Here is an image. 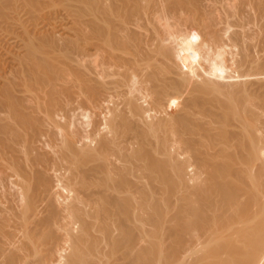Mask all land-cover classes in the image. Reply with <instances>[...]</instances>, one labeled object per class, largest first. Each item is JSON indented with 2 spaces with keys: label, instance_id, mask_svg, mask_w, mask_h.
Returning <instances> with one entry per match:
<instances>
[{
  "label": "bare ground",
  "instance_id": "6f19581e",
  "mask_svg": "<svg viewBox=\"0 0 264 264\" xmlns=\"http://www.w3.org/2000/svg\"><path fill=\"white\" fill-rule=\"evenodd\" d=\"M0 264H264V0H0Z\"/></svg>",
  "mask_w": 264,
  "mask_h": 264
},
{
  "label": "rangeland",
  "instance_id": "374dc122",
  "mask_svg": "<svg viewBox=\"0 0 264 264\" xmlns=\"http://www.w3.org/2000/svg\"><path fill=\"white\" fill-rule=\"evenodd\" d=\"M44 7H46L45 9L46 10H51V11H54V10H56V9H58L59 8V6H55V5H49V8H48V4H45L44 3V5L42 6V8H44Z\"/></svg>",
  "mask_w": 264,
  "mask_h": 264
}]
</instances>
